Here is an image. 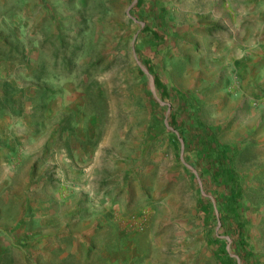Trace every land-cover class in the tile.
Segmentation results:
<instances>
[{
	"label": "rangeland",
	"instance_id": "374dc122",
	"mask_svg": "<svg viewBox=\"0 0 264 264\" xmlns=\"http://www.w3.org/2000/svg\"><path fill=\"white\" fill-rule=\"evenodd\" d=\"M0 264H264V0H0Z\"/></svg>",
	"mask_w": 264,
	"mask_h": 264
}]
</instances>
